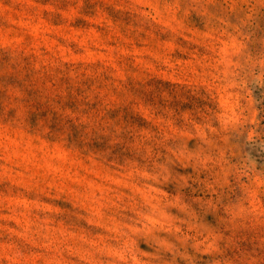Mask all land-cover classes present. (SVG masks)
I'll return each mask as SVG.
<instances>
[{"label": "rangeland", "instance_id": "374dc122", "mask_svg": "<svg viewBox=\"0 0 264 264\" xmlns=\"http://www.w3.org/2000/svg\"><path fill=\"white\" fill-rule=\"evenodd\" d=\"M0 264H264V0H0Z\"/></svg>", "mask_w": 264, "mask_h": 264}]
</instances>
